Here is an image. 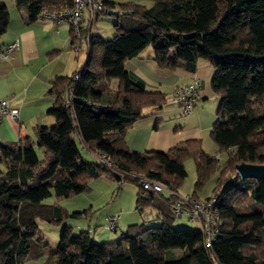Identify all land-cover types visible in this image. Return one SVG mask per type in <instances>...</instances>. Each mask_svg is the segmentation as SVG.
Returning a JSON list of instances; mask_svg holds the SVG:
<instances>
[{
    "label": "trees",
    "instance_id": "16d2710c",
    "mask_svg": "<svg viewBox=\"0 0 264 264\" xmlns=\"http://www.w3.org/2000/svg\"><path fill=\"white\" fill-rule=\"evenodd\" d=\"M15 1L23 6L26 22L41 18L44 10H69L74 5L73 0ZM151 1L148 7L100 1V14L131 13L116 15L110 40L91 34L90 28L84 65L51 81L48 93L54 102L47 114L55 122L36 127L34 138L0 144V264H22L42 256L43 250V264H264V179H243L235 171L240 163H264V0ZM8 22L9 11L0 0V35ZM83 34L86 38L87 29ZM146 47L161 68L183 64L192 69L198 60L212 65L210 87L219 101L209 135L220 151L227 152L224 163L205 152L196 138L166 151L135 152L127 147L124 134L144 117L143 110L162 108L168 99L163 92L146 90L125 69V62ZM112 80L117 86L104 101ZM77 139L96 160L82 157ZM35 145L42 149V159ZM189 157L197 187L218 171L213 194L218 196L219 225L210 246L204 243L203 224L200 230L168 225L175 218V197L142 188V180H148L177 192L186 176L183 160ZM103 173L118 182L133 181L138 188L136 209L152 208L162 224L100 244L88 232L72 234L65 226L50 247L38 221L59 223L68 214L55 203L41 201L51 191L57 199L83 192L89 177ZM166 253L172 259H166Z\"/></svg>",
    "mask_w": 264,
    "mask_h": 264
},
{
    "label": "crops",
    "instance_id": "0c3cea01",
    "mask_svg": "<svg viewBox=\"0 0 264 264\" xmlns=\"http://www.w3.org/2000/svg\"><path fill=\"white\" fill-rule=\"evenodd\" d=\"M3 2L9 11V22L6 31L0 35V48L18 43L7 58L0 59V99H5L18 113L16 120L7 116L0 119V144L11 145L23 138H34L36 127L55 122L47 114L54 102V97L48 93L50 83L56 76H70L80 69L85 63L88 48L84 34L78 49L73 48L69 24H55L47 18L26 22L23 6H18L15 0ZM205 61L198 60L192 69L183 64L174 69L161 68L154 62L150 47H146L125 62V69L133 80H140L146 90L165 93L171 97L170 100L175 87L189 84L195 77L199 80L198 98L189 114L181 111L182 115H178V110L169 111L167 105L143 111L144 117L124 134L130 150L166 151L188 139L203 140L202 132L206 128L201 121L202 112L204 100L211 93L213 73V67ZM111 84L115 87L117 81ZM113 90L110 87L106 91L104 101L111 98ZM218 101L217 97V105ZM214 119L215 115L212 122ZM210 128L211 125L209 131ZM0 169H3L2 163ZM100 238L104 241L110 237L104 234Z\"/></svg>",
    "mask_w": 264,
    "mask_h": 264
},
{
    "label": "rangeland",
    "instance_id": "374dc122",
    "mask_svg": "<svg viewBox=\"0 0 264 264\" xmlns=\"http://www.w3.org/2000/svg\"><path fill=\"white\" fill-rule=\"evenodd\" d=\"M104 1V0H98ZM117 3L122 2H134L136 4L150 6L151 0H108ZM116 20V16L107 15L105 13L100 14L94 21L91 32L93 35H98L105 40H110L114 36L113 21ZM207 62V61H205ZM207 64H210L207 62ZM212 67V65H211ZM109 84L111 89H115L111 83ZM217 95L211 90L208 98L204 100V108L202 112V123L206 130L203 133V140H201L202 148L205 152L213 155L218 160L219 164H222L227 159V152L220 151L217 144L211 139L209 135V126L212 125V120L217 108ZM167 110H178V115H182L180 107L177 103L170 100L171 97H167ZM146 110V108L144 109ZM143 110V111H144ZM145 112V111H144ZM53 120L52 117H50ZM52 122V121H51ZM77 145L80 149L83 158L88 160H96L94 155L89 152L80 141L77 139ZM35 151L39 159L43 158L42 149L37 145L34 146ZM186 176L177 188V192L180 196L187 194H196V198L206 199L207 196L213 195L216 179L218 177V171H214L201 187L196 185V170L195 164L191 157L183 160ZM87 189L83 192L70 195L69 197H63L57 199L53 192L44 198L41 202L43 204H57L60 208L66 211L68 215L63 216L59 223H47L44 221H38V228L40 234L47 240L49 246H54L60 238L61 231L65 226L70 227L72 234H78L81 231L88 232L94 243H103L101 240L102 235H108L110 238L104 240L105 242H114L120 239L121 235L129 233L134 235L146 227L159 226L162 221L158 218L156 211L150 207H145L141 212L136 209V193L137 186L131 180H122L118 182L112 174L103 173L98 177L87 179ZM77 215H72V213ZM110 215H118L117 226L115 230H106L107 217ZM122 220V221H121ZM168 225L171 228H189L194 230H200L201 225L199 222L189 219L187 217L174 218L169 220ZM98 237V238H96ZM44 254L36 258H27L22 264H43L44 256L47 250H43ZM175 255L179 253V250L173 251ZM172 254L166 253V259H172Z\"/></svg>",
    "mask_w": 264,
    "mask_h": 264
},
{
    "label": "built area",
    "instance_id": "2783aa9c",
    "mask_svg": "<svg viewBox=\"0 0 264 264\" xmlns=\"http://www.w3.org/2000/svg\"><path fill=\"white\" fill-rule=\"evenodd\" d=\"M74 5L69 10L61 11H42L41 18L52 20L55 24L67 23L72 27V36L75 38L73 48L78 49L79 40L83 36V31L87 29L86 42L88 44L89 31L99 14L103 12L104 6L98 0H73ZM85 24V25H84ZM84 26V30H83ZM17 42H13L0 48V59H5L9 56L12 48L17 46ZM74 75V79L77 78ZM199 92V80H193L186 85L175 87L172 91V101L177 103L183 114H189L195 105ZM71 98V95L68 99ZM68 99L65 103L68 102ZM89 105L95 106L92 102H87ZM99 106V105H98ZM17 109L9 107L5 99H0V119L3 116L9 117L11 120L17 119ZM97 159L106 164H110L103 155H97ZM142 188L144 190L166 191L169 195L175 197L172 205V211L175 218L187 217L204 225V243L205 246H210L211 241L218 234V214L215 210V204L218 196L212 195L209 199H199L192 194L180 196L173 189H167L159 183L142 180ZM118 215H110L107 217L106 230H115Z\"/></svg>",
    "mask_w": 264,
    "mask_h": 264
},
{
    "label": "water",
    "instance_id": "95a60500",
    "mask_svg": "<svg viewBox=\"0 0 264 264\" xmlns=\"http://www.w3.org/2000/svg\"><path fill=\"white\" fill-rule=\"evenodd\" d=\"M131 13L130 11L118 12L117 10H108L107 15L116 16L118 14ZM236 174L240 178H251L255 180L264 179V163L262 164H246L240 163L235 166Z\"/></svg>",
    "mask_w": 264,
    "mask_h": 264
}]
</instances>
